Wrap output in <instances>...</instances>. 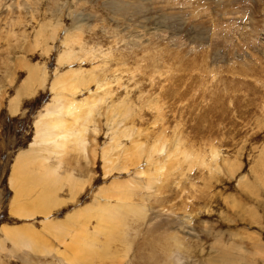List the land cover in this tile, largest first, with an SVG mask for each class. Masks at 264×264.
I'll use <instances>...</instances> for the list:
<instances>
[{"label":"rangeland","instance_id":"rangeland-1","mask_svg":"<svg viewBox=\"0 0 264 264\" xmlns=\"http://www.w3.org/2000/svg\"><path fill=\"white\" fill-rule=\"evenodd\" d=\"M67 48L71 66L60 65ZM23 61L47 82L30 84L13 115ZM71 70L94 78L75 100L100 93L103 103L83 144L52 161L74 182L52 186L61 206L49 219H73L58 236L44 232L48 216H12L9 180L54 78ZM1 99L0 264H67L76 233L81 243L96 235L98 207L119 205L146 217L129 216L128 245L111 246L123 253L91 264H264V0H0ZM30 189L34 200L40 190ZM3 227L35 231L50 252L14 247Z\"/></svg>","mask_w":264,"mask_h":264},{"label":"bare ground","instance_id":"bare-ground-1","mask_svg":"<svg viewBox=\"0 0 264 264\" xmlns=\"http://www.w3.org/2000/svg\"><path fill=\"white\" fill-rule=\"evenodd\" d=\"M73 60H74L73 51L71 48H67L60 57V63H61L60 65L63 64L72 65ZM21 67H22L21 69L27 68L28 77L26 78L25 81L22 82L20 89L17 91V95H15L11 99V103L15 106L11 110L13 115H16L20 111L19 106L21 104L20 101L22 100V97H24V95L26 94L33 92L34 89L30 92L29 89L30 84L33 86L38 85L39 87H44L45 83L47 82V77H46L47 72L45 73L44 71L45 69L43 70L42 67L39 69L36 68L28 69L29 64L24 61L21 64ZM74 71L75 70L73 71L71 70V72L69 71L70 73L67 74L66 73L60 74L58 72L59 74L57 73L58 74L56 76L57 78H54L51 87V92L53 93L52 102L46 105L44 111L40 114L38 120H36L35 139L32 142V144L29 146V148L24 151H21L17 156V158L15 159L9 180L10 186L14 192V196L10 204V211L12 215L18 217H32L36 215H41V216L43 215V217L48 216L46 217V220L43 222V225H45V227H43V230L44 232H50V233L56 232L57 235L60 231H61L60 235L66 233L68 235L69 232L68 227L70 226V223L72 226L73 219L70 220L71 218L69 217L67 219L68 221L66 220L65 222H63L64 220L62 222H59L61 220L59 221L57 220L58 222H56L49 219V214H51L54 209L61 206V203H59L60 204L59 206L57 202L55 203L56 193L52 191L53 189L52 186L55 187L56 184L62 183L64 180L65 182H69L71 184H73L74 182L72 183L73 174L70 176L68 175L61 176L59 174L60 172L59 167H57L56 162H54L53 163L54 166H52L51 165L52 161L53 159H55V161L56 160L61 161L62 155L67 152V149L70 147L71 144H76V146L78 147H80L83 144L84 133L87 130L85 124L86 122H88L89 116L93 118V114L95 113V110L99 102L103 103L102 100L103 98L100 100L98 99V95L100 93L96 94L95 97L93 98H86V99L84 98L85 100L82 101L75 100V96L77 95V92L82 87L87 86L88 83L92 81V79L94 80V78H91L90 80L87 81L86 78L84 77L85 74L76 73ZM37 80H38V84H36ZM67 95H70L71 97H69L68 99ZM127 114L128 111L125 109L124 115ZM135 143L136 142H134L133 144ZM141 146H142L141 144H137L136 146L133 147L136 149V155L141 154L142 152ZM161 150L162 149L160 148L157 149V153L160 152ZM45 153H46L45 156L47 157L44 156ZM188 158L190 160V157ZM238 165L233 169L234 172L239 170ZM36 168L37 170H35ZM159 169H163V166L159 167ZM33 184H37V188L40 190V192L35 197L34 200H28V197L31 194L30 187ZM241 184L242 182H240V185ZM75 191H77V188L75 189ZM122 206L121 205L114 207L104 206L102 208L98 207L100 213L98 215L99 224L97 223L98 226L96 228V235H92L90 241L81 243L83 235L81 232L76 233V235L80 238V240L78 237H76L78 238L79 241L76 243V246L74 245L75 248L74 247L71 248L72 252L71 250L70 251L67 250L69 253L74 254L75 252V254L72 257H67L64 256V254H61V257L66 260L65 262L67 263L68 261L67 264H85V263L91 264L92 261L98 260L101 257L102 253L104 254L101 259H104L109 255H113L112 257H114L115 255L118 256L121 253H123V250H121V252H117L120 250H116V249L113 250L112 247L117 243H121L122 241H124V243L126 244L124 236L126 235V229L128 228V223L130 221L129 216L133 215V217H135L134 215H137L138 216L137 218L144 219V217H146L145 216L146 208L144 207L135 208L132 205H128L126 207L124 206L122 207ZM92 212L96 213L97 209L94 211V209L91 208L88 214L90 215V213ZM92 216L94 215L92 214ZM9 228L10 227H8V229L7 228L3 229L2 236L5 238V240H11L14 247L21 248L22 250L29 249L32 251H36L37 254L50 252L47 250L48 248L46 249L45 247L47 246L46 245L47 242L45 238L42 239V237H39L38 236L39 234L35 233V231H32L33 233L32 234L26 231L11 229L12 227L10 229ZM99 238H101L102 242L99 240ZM43 245L44 247L41 248L40 246ZM180 246L181 243L180 244L178 242L175 243V247L177 250L172 251V253L169 256V260H171L172 262L177 261V258L180 256L179 253L181 252L179 251ZM124 253L126 252L124 251ZM71 254L69 256H71Z\"/></svg>","mask_w":264,"mask_h":264},{"label":"crops","instance_id":"crops-1","mask_svg":"<svg viewBox=\"0 0 264 264\" xmlns=\"http://www.w3.org/2000/svg\"><path fill=\"white\" fill-rule=\"evenodd\" d=\"M32 68V67H31ZM11 212V211H10ZM12 216H14V217H17V218H27V219H32V218H34V217H36V216H41V215H36V216H32V217H18V216H15V215H12Z\"/></svg>","mask_w":264,"mask_h":264}]
</instances>
